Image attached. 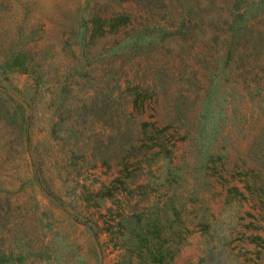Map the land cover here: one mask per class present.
I'll return each mask as SVG.
<instances>
[{"label": "rangeland", "instance_id": "obj_1", "mask_svg": "<svg viewBox=\"0 0 264 264\" xmlns=\"http://www.w3.org/2000/svg\"><path fill=\"white\" fill-rule=\"evenodd\" d=\"M78 1L0 0V38L25 18L36 29L27 44L45 50L50 73L35 87L33 76L10 73L25 89L17 99H31L29 122L0 108V249L9 254L0 264H158L122 246L120 210L152 211L169 247L160 264H264V140L255 137L264 111L243 93L246 76L228 79L219 62L230 0H196L187 36L161 31L178 27L169 24L178 0H93L91 13L123 8L131 20L92 36L85 59L66 18ZM143 22L152 32L142 31L139 46L107 51ZM251 28L235 46L247 79L264 64V20ZM205 102L222 110L217 132L196 121ZM142 121L161 131L145 137ZM162 140L172 151L158 157ZM34 161L54 196L29 180ZM173 165L180 175L167 181ZM101 191L111 196L99 204Z\"/></svg>", "mask_w": 264, "mask_h": 264}, {"label": "trees", "instance_id": "obj_2", "mask_svg": "<svg viewBox=\"0 0 264 264\" xmlns=\"http://www.w3.org/2000/svg\"><path fill=\"white\" fill-rule=\"evenodd\" d=\"M93 0H79L77 2L78 6L73 13H67L66 18L69 20L70 25L75 22L77 24L76 33H80V38L78 40L80 46V55L82 59L88 58L89 50L87 47L90 45V38L94 35L103 34L105 31L116 30L120 25L130 22L131 12L125 9H118L108 14H93L90 12L92 7ZM197 3L196 0H178V6L180 10L175 13L177 18L171 19L169 24H173L174 20L178 21L177 28L161 29V31L169 32H178L184 33L186 36L190 34L193 24L196 21L193 20L192 12L194 11ZM228 21L227 26L229 29V36H226L225 44L226 54L222 60L219 62L223 67L226 68V76L230 77L232 81H239L240 77H245L244 81L246 82L245 90L243 92L248 96V100L257 103L256 105L264 108L262 104L264 100V93L262 91V85L259 84L262 78H264V64L263 67L259 68L255 72V76L249 77L247 79V74L250 68H247L246 63L242 60V56L237 54L235 51V46L239 43L242 38H245L248 34L252 33L251 25L257 20H264V0H230L228 4ZM176 12V11H175ZM174 16L172 12L171 16ZM27 16V13L25 14ZM27 27V28H26ZM150 25L147 23H142L140 28L131 29L130 32L126 33L123 38L115 40L111 48L107 51L114 50L117 51L121 48L126 42H129L128 45H125L126 48H131L139 46V40L142 38V31H150ZM153 27V26H152ZM34 27H28L25 23V18L18 22L15 27L13 35H8L5 38H0V108H2L3 113L6 115H15L21 118V121L29 122L31 120V113H27L26 109L31 110V99L26 101H19L16 97V94L21 93L25 89H21L10 79L11 72L26 73L30 76H33V85L29 86L35 87V85H40L42 82L49 84L50 79L45 77V74L49 75V71L45 70L42 67L43 63L42 57L45 56V50H42L40 46L28 45V38L31 33L34 34ZM71 32L75 31L74 28H70ZM253 37V35H252ZM251 37V38H252ZM153 38V37H150ZM262 44L261 41L257 40L253 45ZM221 59V58H220ZM243 68L244 71H237L238 68ZM54 67L51 65L50 69ZM219 70V67L216 69H211V73L215 74ZM237 71V72H234ZM261 71V74H259ZM213 85L215 84L212 80ZM67 86L66 79L64 77L63 83L60 85L59 93H57L53 98L54 106L56 100L64 95L66 92L65 87ZM119 86V85H118ZM132 85H127V89L132 91ZM213 90V87L210 88V91ZM209 91V92H210ZM133 92V91H132ZM259 101V103H258ZM23 103L25 105H23ZM14 105L13 111L9 112L8 109ZM221 109V108H220ZM216 107H210L207 102L203 103L198 111L196 116L197 123L204 129L211 128L217 132L219 127V120L221 118L220 110ZM217 113V114H216ZM198 125V126H199ZM162 129V128H161ZM207 129H205L206 131ZM161 130L155 125L153 121H142L141 133L148 138L154 137ZM264 129L259 131L255 137H258L259 140H264ZM160 145L159 149H153V154L161 157L160 154H169L172 151V147L167 146L163 140L158 143ZM260 145H256L258 147ZM136 163V162H135ZM177 167L176 165H173ZM180 175L177 168H169L167 171V181H175L177 176ZM120 179V176L116 177ZM122 179V178H121ZM30 181L38 183L42 188L46 189V194L54 196L51 191V187L47 185L46 178L42 175L41 166L34 161V169H32L29 177ZM122 182V180L120 181ZM145 185V184H142ZM112 186L117 188V183L115 180L112 182ZM111 193L112 187L110 189ZM98 199L101 201L99 204L103 203L106 195H110L105 191L96 193ZM7 206H11L7 203ZM117 225L122 233V246L129 248L131 254H134L140 260H149L160 264L163 259L168 254L169 247L165 244L166 236L164 235L163 228L159 224L158 220L152 216V211L149 210V213L145 214L141 210L135 211H117ZM255 238H261V235L258 233L254 234ZM144 250L141 252L140 250ZM21 254V253H17ZM6 256L3 258H9V254L5 255L4 251L0 249V257ZM131 264V261H130Z\"/></svg>", "mask_w": 264, "mask_h": 264}]
</instances>
